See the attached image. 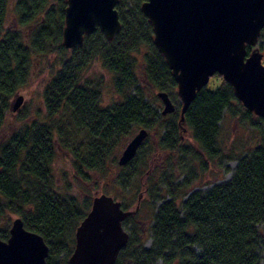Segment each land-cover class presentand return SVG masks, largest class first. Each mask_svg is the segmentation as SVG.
Here are the masks:
<instances>
[{"label": "trees", "instance_id": "trees-1", "mask_svg": "<svg viewBox=\"0 0 264 264\" xmlns=\"http://www.w3.org/2000/svg\"><path fill=\"white\" fill-rule=\"evenodd\" d=\"M144 1H117L121 28L112 40L107 41L96 28L84 35L81 44L65 49L61 46L65 0H0V131L13 97L28 81L33 61L43 56L57 60V68L42 88V109L32 117L19 112L13 130L0 140V214L19 217L26 230L43 238L48 246L45 264H68L74 230L88 212L92 195L77 197L65 171L57 186L58 152L70 156L74 178L94 183V177H102L117 163L116 152H121L134 130L144 128L148 136L113 178L122 190L139 192L129 206L125 198H113L124 210L135 205L140 192L139 207L145 197L160 204L152 217L148 248L143 247L141 230L133 223L139 210L122 222L129 227V237L114 264H264L260 258L264 120L244 109L231 86L215 74L218 85L199 90L184 113L200 153L182 147L176 84L152 44V27L140 11ZM11 3L15 18L8 28L5 19ZM93 63L112 79L116 99L106 105L102 103L104 79L86 76ZM147 85L156 93H167L175 106L173 113L161 115L156 93L151 99L145 94ZM224 114L256 133L243 155L241 151L238 157H226L236 160L227 181L204 192L193 191L199 172L194 167L179 173L176 166L150 168L148 155L168 152L182 153L204 170L203 159L222 156L218 136ZM155 129H159L158 138L151 140L149 132ZM8 228V223L0 225V240L8 238Z\"/></svg>", "mask_w": 264, "mask_h": 264}, {"label": "water", "instance_id": "water-1", "mask_svg": "<svg viewBox=\"0 0 264 264\" xmlns=\"http://www.w3.org/2000/svg\"><path fill=\"white\" fill-rule=\"evenodd\" d=\"M117 1L65 0L61 46L71 49L81 44L84 35L96 28L112 40L121 28ZM140 11L152 27V44L176 84L179 134L187 131L186 109L215 74L231 86L244 109L264 120V66L255 46L264 27V0H145ZM156 97L161 115L174 112L166 92L159 91ZM21 102L22 97L15 95L9 110L17 111ZM147 136L146 129H138L122 148L117 165H126ZM142 197L140 192L135 205L124 210L110 195H93L74 230L68 264H114L129 237L122 222L136 214ZM47 256L43 238L26 230L19 217L13 218L8 238L0 240V264H45Z\"/></svg>", "mask_w": 264, "mask_h": 264}, {"label": "rangeland", "instance_id": "rangeland-1", "mask_svg": "<svg viewBox=\"0 0 264 264\" xmlns=\"http://www.w3.org/2000/svg\"><path fill=\"white\" fill-rule=\"evenodd\" d=\"M14 12L12 3L9 5L5 26L11 28L14 25ZM264 28V27H263ZM262 54L261 62L264 66V49L260 50L259 48H264V29L259 36L257 43L255 45ZM41 60L35 59L32 64L31 73L28 78L27 83L20 90L16 92L15 95H20L22 97V102L19 109L15 112L9 111L6 115L5 123L0 131V140L6 137L17 124V115L19 112L23 111L27 116L32 117L38 111L42 109V88L44 83L51 77L53 71L57 68V60L54 56L40 57ZM86 76L94 77L100 76L104 79V89L102 90V103L104 105L110 103L112 100L116 99V94L112 89V79L109 74H107L99 65L93 63L86 71ZM218 85V81L211 77L207 83L208 89H214ZM156 91L153 90L149 85L145 88V94L148 98H153ZM159 110L161 112L162 105L160 101L158 102ZM138 129L134 130L133 134L137 132ZM132 134V135H133ZM256 134L247 124L237 123L230 116L224 114L222 121L220 123V131L218 136V141L221 149L222 156L214 159L207 160L203 159L201 166H205L204 170H201L200 164L197 161H191L189 157L184 156L182 153L171 154L166 152H156L147 156L148 164L153 170L154 168L164 169L162 166H173L177 167L178 173L180 170L189 169L194 167L199 171L198 178L192 183L193 191L204 192L210 189L212 186L223 183L227 181L234 170L236 160L228 159L226 157L233 156L238 157L242 152L243 155L250 146L252 135ZM159 129H155L152 132H149V138L153 140L158 138ZM180 145L197 154L199 150L192 142L189 131L184 134H179ZM125 145V144H124ZM124 147V146H123ZM122 147V148H123ZM200 153V152H199ZM119 151L116 152L118 156ZM116 157V161H117ZM182 166V167H181ZM70 156L66 152H58L56 160L54 163L55 173H56V183L57 186L62 184L60 180V174L62 171L67 172V179L70 181L71 186H73V193L81 198H87L89 195H97L99 193H105L112 197L125 198L126 206H129V201H131L132 196H136L137 190H122L118 185L114 184L113 178L119 171L121 166H118L115 162L111 168L102 176L94 177L92 181L94 183L84 184L80 180L74 178L73 174L70 172ZM181 167V168H180ZM159 169V170H161ZM176 170V169H172ZM176 170V171H177ZM175 171V173H176ZM177 174V173H176ZM177 177L181 179L182 177L177 174ZM143 179V178H142ZM138 180V178H136ZM95 184V186H94ZM156 185V183H155ZM160 202H152L147 197L143 200V204L139 207L137 218L133 220V223H136L138 228L141 230V240L143 242V247L148 248L151 244V238L149 229L152 225V217L156 211L157 206ZM131 206L130 208H132ZM16 217L11 214H0V225L8 223L10 225L12 219ZM125 230L129 232V227H125ZM262 232L264 230H261ZM261 263L264 261V246H262L260 251ZM157 264H160L157 262Z\"/></svg>", "mask_w": 264, "mask_h": 264}]
</instances>
